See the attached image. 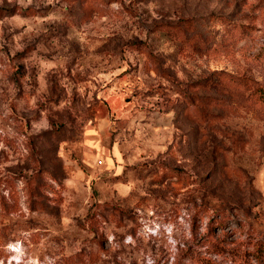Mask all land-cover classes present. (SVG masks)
I'll use <instances>...</instances> for the list:
<instances>
[{
  "label": "rangeland",
  "instance_id": "rangeland-1",
  "mask_svg": "<svg viewBox=\"0 0 264 264\" xmlns=\"http://www.w3.org/2000/svg\"><path fill=\"white\" fill-rule=\"evenodd\" d=\"M264 0H0V264H264Z\"/></svg>",
  "mask_w": 264,
  "mask_h": 264
},
{
  "label": "trees",
  "instance_id": "trees-1",
  "mask_svg": "<svg viewBox=\"0 0 264 264\" xmlns=\"http://www.w3.org/2000/svg\"><path fill=\"white\" fill-rule=\"evenodd\" d=\"M263 90V89H262ZM263 94H264V90H263Z\"/></svg>",
  "mask_w": 264,
  "mask_h": 264
}]
</instances>
